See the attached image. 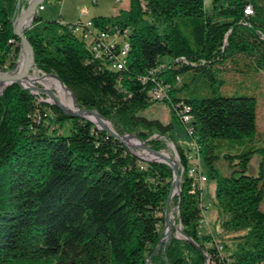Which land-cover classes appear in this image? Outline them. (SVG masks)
I'll use <instances>...</instances> for the list:
<instances>
[{
    "label": "trees",
    "instance_id": "1",
    "mask_svg": "<svg viewBox=\"0 0 264 264\" xmlns=\"http://www.w3.org/2000/svg\"><path fill=\"white\" fill-rule=\"evenodd\" d=\"M23 2L0 0V72L10 61L14 70L20 57L14 23ZM93 22L107 33L127 32L122 70L109 59L121 46L98 58L74 33L76 23L45 21L39 13L26 31L35 68L58 76L80 109L97 111L118 135L134 134L156 151L164 145L150 141L153 135L174 141L184 170L178 223L203 253L174 236L156 253L174 180L168 165L142 161L93 123L14 84L0 96V264H264V159L258 176L246 174L255 154L264 158L255 145L256 99L215 91L210 98L175 96L184 86L181 74L192 69L214 81L210 69L220 63L264 71V0H210L209 6L206 0H130L128 9ZM159 89L161 100L154 97ZM156 102L169 108V123L140 116ZM47 109L59 129L71 125L69 134L51 127ZM176 137L193 145L207 180L216 182L222 228L235 235L226 255L213 236L200 235L202 192L193 188L188 154ZM222 140L242 149L226 155L238 160V177L215 167Z\"/></svg>",
    "mask_w": 264,
    "mask_h": 264
},
{
    "label": "rangeland",
    "instance_id": "2",
    "mask_svg": "<svg viewBox=\"0 0 264 264\" xmlns=\"http://www.w3.org/2000/svg\"><path fill=\"white\" fill-rule=\"evenodd\" d=\"M46 0L45 2V11L39 13V15L45 21H58L63 20L67 23H75L81 16L82 12L87 11L89 13V18H97V17H113L117 15L121 10L128 9L130 0ZM29 1L24 0L22 8ZM207 6L210 4V0H206ZM25 8V7H24ZM21 14V11H20ZM19 14V16H20ZM18 16V17H19ZM19 60L16 64L14 70L9 71V66L13 61L7 63L6 67L3 71L0 72L3 74H10L16 71L17 65L20 62ZM35 67V66H34ZM216 67H220V69H216L215 67L210 69L213 72V77L216 81L212 80L207 74L203 73L202 70L192 69L188 72L181 74V78L183 80V89L175 94L177 98L180 99H196V98H210L213 96L214 91L216 94L224 96V97H254L257 101V137H256V147L264 150V71H258L256 68L251 66L250 64H242V65H232L228 63H220L217 64ZM226 68V69H225ZM38 71L35 69V72ZM32 71V73H35ZM41 76H37L40 79H45L42 76L46 74L38 71ZM44 83V82H42ZM33 84V83H32ZM45 85L47 83H44ZM18 85V84H17ZM43 84H34L35 89L43 90L47 93H52L55 95L57 101H54L49 95L42 93H34L37 97L40 98V101L49 102L46 103L50 106L54 103H61L60 91H58L55 87L50 86L51 84H47V87ZM52 87V88H51ZM3 94V93H2ZM1 94V95H2ZM0 95V96H1ZM71 98L72 95H69ZM63 106V105H62ZM58 108V107H57ZM59 109V108H58ZM97 112V111H96ZM47 115L50 117L51 127L57 128L59 127L55 124V115L50 109L46 110ZM140 116L148 119V120H159L164 124L170 122V111L169 108L163 103H155L151 107H149L145 112H142ZM88 117H95L90 114ZM111 128L114 129L113 124L108 121ZM107 122H105L106 124ZM115 130V129H114ZM71 131V125L67 124L63 129H59V133L61 135H67ZM116 132V131H115ZM137 137L140 142L145 143L147 147L154 150L151 147L150 142L142 141L138 136L134 134H125L123 137ZM135 136V137H133ZM136 139V138H135ZM150 141H160L164 145V149L157 151L162 153L163 155L169 156L170 159L177 161V166L183 174V167L180 162V157L178 154V150L176 144L170 138H161L156 135H153ZM177 143L179 146L183 147L187 154H192L194 151L193 145L184 139H179L176 137ZM218 147L215 150V155L218 157L215 162L216 169L220 172L222 176H231L235 174L236 177L240 176L239 171L240 167L236 164L238 160H228L226 159V155H237L239 152L238 148L232 149V143L229 140H222L221 143H217ZM140 146L135 145L134 147ZM250 144L246 148H250ZM133 148V147H131ZM189 148V149H187ZM156 151V150H154ZM196 151V149H195ZM134 152L142 157H146L147 154L146 149L142 147L135 148ZM262 154H255L251 159L248 170L246 172L249 176H258L260 173V164L263 160ZM142 161H145L141 159ZM147 162V161H145ZM231 162L234 166H231ZM156 163V162H154ZM188 165L198 166L200 168V175L203 177L207 175L206 168L202 165L201 162H197L196 160H188ZM202 192V201L204 206V211L202 214V220L199 223V231L200 235H211L214 237V241L216 245L219 247L221 253L226 255L229 253V250L233 249L235 246V242L233 241V237L235 235L226 233L222 228L221 218L222 215L215 204V188L216 182L212 179L201 185ZM177 196H175L168 208L169 218L172 223V237H179L177 229L180 228V224L178 223V211L177 204L175 202ZM261 209L264 211V201L261 205ZM171 237V238H172ZM165 238V237H164ZM163 238V239H164ZM162 239V240H163ZM171 240V239H170ZM224 246L222 249L221 246ZM167 246V245H166ZM166 248V247H165ZM162 250V248H161ZM163 252V251H162Z\"/></svg>",
    "mask_w": 264,
    "mask_h": 264
},
{
    "label": "water",
    "instance_id": "3",
    "mask_svg": "<svg viewBox=\"0 0 264 264\" xmlns=\"http://www.w3.org/2000/svg\"><path fill=\"white\" fill-rule=\"evenodd\" d=\"M45 2V0H29V5L27 8H22L21 9V14L20 16L16 19L15 23H14V34L17 38L20 39L21 43H20V47H21V53H24L25 54V64H24V67L20 73V75L18 77H14L10 74H3L1 75L0 74V81H6L8 82V84L6 85V87L0 92V95L10 86L14 85V84H18L23 90H27L29 91L30 93L34 94V93H42V94H47L49 95L54 101H57L56 97L54 94L52 93H47L43 90H40V89H35V88H32V87H24L22 84H21V81L24 80L29 72H30V67L33 65L35 66V53H34V49L30 43V41L28 40V38L26 37V31H28V29L32 26V24L34 23L35 21V17L38 13V8L41 7L43 5V3ZM20 7V5H19ZM32 17V22L30 23L29 26H27L26 28L22 29L24 23L26 22V20L28 18ZM49 76H54L56 77L60 83H62V85L68 89L64 83L59 79L58 76L56 75H49ZM68 91L71 93L72 97H73V100L78 108V112L76 113H69L67 112L64 107L56 102L54 103L53 105H55L56 107H58L62 112H64V114L68 115L69 117H72V118H82L84 120H87L91 123H93L96 128L100 131H104L106 133H108L110 136H112L114 139H116L117 141H119L121 144H123L125 147H127L129 149L130 152L134 153V150L135 148H138V147H142L144 149H146L147 151L151 152V153H154V154H157L158 156H160L163 161L161 162H156V163H162V164H166L168 165L171 170L173 171V175H174V180H173V183H172V187H171V193L168 197V200H167V203H166V212H165V238L163 240L160 241L159 245H158V248L156 250V253L162 248V251L164 253L165 251V247L166 245L170 242V239L172 237V234H171V230H172V223H171V219L169 218V212H168V208H169V205L172 201V199L175 197V196H178L179 197V203L177 205V211L179 212L180 211V208H181V203H180V198L182 196V187H181V182H182V174L177 166V161H174L170 158H166L165 155H163L162 153L160 152H157V151H154L152 149H150L149 147L146 146L145 143H142L140 142V140L136 138V140L139 141L140 143V146L138 147H133V148H130L127 146L126 142H125V138L126 136H120L118 135L117 132H115V130L113 128H109L105 122L109 123L108 121H106L104 118L101 117V115L94 111V110H85V109H80L77 105V102H76V99L74 97V95L72 94V92L68 89ZM44 103H49V102H45ZM84 114H92L95 116V119L98 121L99 125L96 124V122L94 120H91V119H87L86 117H84L83 115ZM140 159H142L140 156H138ZM144 160V159H143ZM146 161V160H145ZM147 162H153V161H147ZM175 163V164H174ZM178 233L180 234V236L183 237V239H186L188 240L189 242H191L201 253H203V250L191 239L189 238L188 236H186L184 234V232L182 231L181 229V226L180 228L177 229ZM179 238V237H177ZM148 264H150V259H148ZM206 264H209V261H207Z\"/></svg>",
    "mask_w": 264,
    "mask_h": 264
},
{
    "label": "built area",
    "instance_id": "4",
    "mask_svg": "<svg viewBox=\"0 0 264 264\" xmlns=\"http://www.w3.org/2000/svg\"><path fill=\"white\" fill-rule=\"evenodd\" d=\"M94 2L95 1L92 0V3ZM44 9L45 8L42 5L38 8V13L44 11ZM246 14L252 15V10L250 9V7L247 9ZM75 23L76 27L74 28V33L78 37L82 38L91 47V50L96 55V57H110V55H112V50L116 48L115 45L121 46L120 55L118 57L117 55H112V57L107 58H109L110 62L112 63V69L122 70L121 61L125 57V53L129 50V45L126 42L127 32L125 31V34L121 36L122 33L118 32L117 28H112V33H107L105 31H102L101 29L96 28L93 19L89 18V13L87 11L82 12L80 18ZM116 60L118 61V63L116 62ZM154 94V97L156 99L161 100L163 96V90L159 89ZM184 122L189 123L190 118L188 116H185ZM192 134V130H189V135ZM188 160H196L199 163L195 148L192 154H188ZM200 174V168L198 166H189L188 175L192 179L193 188H200L203 183L208 181L206 176L203 177Z\"/></svg>",
    "mask_w": 264,
    "mask_h": 264
},
{
    "label": "bare ground",
    "instance_id": "5",
    "mask_svg": "<svg viewBox=\"0 0 264 264\" xmlns=\"http://www.w3.org/2000/svg\"><path fill=\"white\" fill-rule=\"evenodd\" d=\"M251 9V8H250ZM32 22V17L28 18L26 20V22L24 23L22 29L26 28L27 26L30 25V23ZM128 52L125 53V56L127 55ZM20 62L19 64L17 65V68H16V71L14 73H10V75L14 76V77H18L24 67V64H25V54L22 53L20 55ZM122 68H123V65H122ZM35 67L32 65L30 67V72L28 74V76L21 81V84L24 86V87H36L34 86L33 84H43L45 85L44 83H47V84H51L50 86L52 87H55L58 91H60V97H61V103L64 107V109L69 112V113H76L78 112V108L73 100V97H69V95H71V93L68 91V89H66L62 83H60V81L58 80H55L53 78H51L50 76L48 75H45V76H42L44 77L45 79H40V77L38 78L37 76H41L40 73L38 71L35 72ZM32 71H34L35 73L33 74ZM54 77V76H53ZM44 82V83H42ZM33 83V84H31ZM8 84V82L6 81H0V92L6 87V85ZM47 84L45 85L47 87ZM51 87V88H52ZM90 114H84L83 116L86 117L87 119H91V120H94L96 122L97 125H99L98 121L95 119V117H88ZM106 125L111 128L110 124L109 123H106ZM129 139H132L133 143H130V142H127ZM125 142L127 144L128 147H134L135 145H138L139 144V141L136 140L135 138H132V137H127L125 138ZM147 154H149L150 156H146V157H142V155L140 154V157L146 161H153V162H161L163 161V159L158 156L157 154H154V153H151V152H147ZM166 158H169V156L167 157L165 155ZM198 158V156H197ZM199 161V159H198ZM175 164V163H174ZM172 234V233H171Z\"/></svg>",
    "mask_w": 264,
    "mask_h": 264
},
{
    "label": "crops",
    "instance_id": "6",
    "mask_svg": "<svg viewBox=\"0 0 264 264\" xmlns=\"http://www.w3.org/2000/svg\"><path fill=\"white\" fill-rule=\"evenodd\" d=\"M44 11H45V9H44ZM64 22H66V21H64ZM187 149H189V148H187Z\"/></svg>",
    "mask_w": 264,
    "mask_h": 264
}]
</instances>
